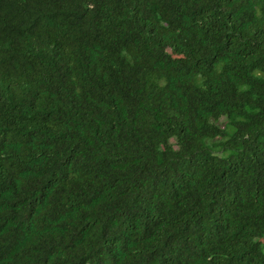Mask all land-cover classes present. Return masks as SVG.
I'll return each instance as SVG.
<instances>
[{
	"label": "trees",
	"instance_id": "obj_1",
	"mask_svg": "<svg viewBox=\"0 0 264 264\" xmlns=\"http://www.w3.org/2000/svg\"><path fill=\"white\" fill-rule=\"evenodd\" d=\"M0 264H264V0H0Z\"/></svg>",
	"mask_w": 264,
	"mask_h": 264
},
{
	"label": "rangeland",
	"instance_id": "obj_2",
	"mask_svg": "<svg viewBox=\"0 0 264 264\" xmlns=\"http://www.w3.org/2000/svg\"><path fill=\"white\" fill-rule=\"evenodd\" d=\"M224 123V119H222L221 121H220V124L222 125Z\"/></svg>",
	"mask_w": 264,
	"mask_h": 264
}]
</instances>
